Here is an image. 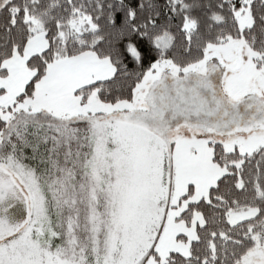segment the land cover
<instances>
[{
  "label": "snow or ice",
  "instance_id": "1",
  "mask_svg": "<svg viewBox=\"0 0 264 264\" xmlns=\"http://www.w3.org/2000/svg\"><path fill=\"white\" fill-rule=\"evenodd\" d=\"M0 264H264V0H0Z\"/></svg>",
  "mask_w": 264,
  "mask_h": 264
}]
</instances>
